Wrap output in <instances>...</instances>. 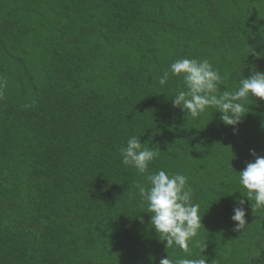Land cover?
<instances>
[{
  "label": "trees",
  "instance_id": "1",
  "mask_svg": "<svg viewBox=\"0 0 264 264\" xmlns=\"http://www.w3.org/2000/svg\"><path fill=\"white\" fill-rule=\"evenodd\" d=\"M254 50L264 0H0V264H264V208L238 173L252 150L264 156V100L226 125L215 108L173 106L182 76L159 82L177 59H207L233 90L264 71ZM132 136L160 149L149 173L188 178L201 217L191 255L151 225L136 187L147 174L120 154Z\"/></svg>",
  "mask_w": 264,
  "mask_h": 264
},
{
  "label": "clouds",
  "instance_id": "2",
  "mask_svg": "<svg viewBox=\"0 0 264 264\" xmlns=\"http://www.w3.org/2000/svg\"><path fill=\"white\" fill-rule=\"evenodd\" d=\"M253 53L262 58V52ZM183 77L185 90L175 92L172 103L186 111L187 116L196 118L208 108H215L226 125L235 126L249 112L247 101L257 97L264 100V71L255 66L252 74L242 77L238 86L233 90L220 91L222 77L218 69L207 60L196 58H181L172 62L160 78L164 85L169 76ZM120 154L125 166L134 167L141 175H146L147 185L137 183L139 195L148 205L147 212L151 213V225L159 237L166 241V249L174 245L184 253L191 255L190 243L197 236L201 227L199 215L200 205L192 203V189L188 178L181 173L169 174L164 169L149 173L150 163L160 156V149L144 146L140 138H128L126 145L121 147ZM254 162L239 173V182L246 189V196L252 202L253 211L264 208V156L256 155ZM254 201V202H253ZM246 201L238 198L239 206L234 208L232 220L236 230H244L247 225ZM169 253V252H168ZM159 264H206L203 259L178 258L173 259L169 254L160 259Z\"/></svg>",
  "mask_w": 264,
  "mask_h": 264
}]
</instances>
